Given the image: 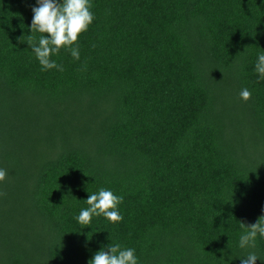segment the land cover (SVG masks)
<instances>
[{
	"label": "trees",
	"instance_id": "16d2710c",
	"mask_svg": "<svg viewBox=\"0 0 264 264\" xmlns=\"http://www.w3.org/2000/svg\"><path fill=\"white\" fill-rule=\"evenodd\" d=\"M89 4L50 56L63 71H42L39 5L0 0V264H88L116 243L137 264H264V237L239 246L264 214V0ZM101 188L122 220L80 224Z\"/></svg>",
	"mask_w": 264,
	"mask_h": 264
},
{
	"label": "clouds",
	"instance_id": "9594fccd",
	"mask_svg": "<svg viewBox=\"0 0 264 264\" xmlns=\"http://www.w3.org/2000/svg\"><path fill=\"white\" fill-rule=\"evenodd\" d=\"M38 7L32 8L33 19L30 26V32H36L48 35H41L38 43H35V36H29V47L35 53L36 58L42 65V71L56 68L63 71V66L58 65L50 56L58 53L60 48L65 45H74L78 35L85 31L94 19L89 11L91 5L89 0H36ZM74 59L79 60V46L68 49ZM255 71L264 78V54L258 56L255 64ZM243 101H248L251 92L247 88L241 89L239 93ZM7 171L0 169V181L6 177ZM2 194V193H0ZM123 201L122 196L114 195L110 190L101 188L97 193L90 194L86 203L90 205L87 209H82L79 216L76 217L80 224L87 225L93 214L103 213L109 221L122 220V216L116 210L117 204ZM109 209H113L109 211ZM264 213V208H262ZM241 226L247 231L241 235L239 246L241 248L254 247V240L257 234L264 237V214L258 217L253 224L246 225L240 222ZM134 249H122L119 243L107 246V251L103 248L97 251L88 264H137V258L134 256ZM259 257L250 252L246 257L240 258V264H255Z\"/></svg>",
	"mask_w": 264,
	"mask_h": 264
}]
</instances>
